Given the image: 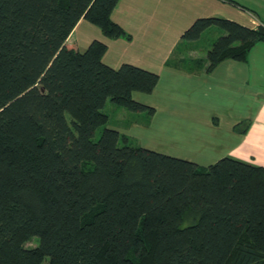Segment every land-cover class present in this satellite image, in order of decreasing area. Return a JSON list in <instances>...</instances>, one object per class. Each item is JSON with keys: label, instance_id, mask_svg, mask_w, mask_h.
I'll return each mask as SVG.
<instances>
[{"label": "trees", "instance_id": "obj_1", "mask_svg": "<svg viewBox=\"0 0 264 264\" xmlns=\"http://www.w3.org/2000/svg\"><path fill=\"white\" fill-rule=\"evenodd\" d=\"M119 2L0 0V264H264V167L201 166L112 128L94 139L108 101L155 113L133 93H153L158 74L107 66L104 42L68 43L83 19L131 38ZM213 27L223 35L194 61L210 69L264 43L263 25L222 18L197 19L183 41Z\"/></svg>", "mask_w": 264, "mask_h": 264}, {"label": "crops", "instance_id": "obj_2", "mask_svg": "<svg viewBox=\"0 0 264 264\" xmlns=\"http://www.w3.org/2000/svg\"><path fill=\"white\" fill-rule=\"evenodd\" d=\"M243 4L120 0L112 18L131 38L109 39L83 19L68 43L85 52L93 41L104 42L107 66L131 64L159 75L153 93L135 97L155 113L146 122L132 121L125 134L117 130L131 140L142 136L141 147L149 149L146 144L153 140L158 147L150 150L201 166L230 158L264 167V43L252 49L247 61L228 59L210 69L209 62H194L207 54H198L193 42L187 49L192 52L186 53L182 38L199 18L227 19L253 29L264 26V16Z\"/></svg>", "mask_w": 264, "mask_h": 264}, {"label": "rangeland", "instance_id": "obj_3", "mask_svg": "<svg viewBox=\"0 0 264 264\" xmlns=\"http://www.w3.org/2000/svg\"><path fill=\"white\" fill-rule=\"evenodd\" d=\"M243 5H247L248 7H252L255 11H257L259 14L264 16V0H240ZM251 13V12H250ZM256 13V12H255ZM253 14V13H252ZM223 35V32L213 27L211 29H208L205 31L202 35V37L197 40L196 42H193L192 45L195 46L197 49V53L201 54L202 56H205L207 52L212 48V45L215 41H217L221 36ZM180 39V36H179ZM186 53H190L192 51H188L189 43H187ZM191 45V46H192ZM142 93H133V99L136 100L135 97L137 96H143ZM137 101V100H136ZM103 111L107 113L110 116V121L107 124V126L100 128L96 131L94 139L97 140L100 138L102 131L104 128H112L121 131V133L125 132L123 131L124 128H127L129 124L134 120H139L140 122H146L148 118H150L146 112L143 113H134L129 111L125 108H117L115 107L110 101L107 102L106 106L104 107ZM131 142L134 145L143 146L142 144V136H138L137 138H133ZM146 145L149 149H154L157 146V142H153V140H150ZM158 149V148H155ZM155 151V150H154ZM158 152V150H157ZM36 246V241H32L31 243L27 244L28 248H33ZM43 264H47L46 262Z\"/></svg>", "mask_w": 264, "mask_h": 264}]
</instances>
